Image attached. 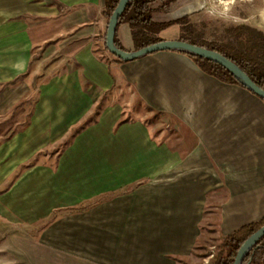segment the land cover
Instances as JSON below:
<instances>
[{"label": "crops", "instance_id": "1", "mask_svg": "<svg viewBox=\"0 0 264 264\" xmlns=\"http://www.w3.org/2000/svg\"><path fill=\"white\" fill-rule=\"evenodd\" d=\"M210 1L175 0L168 8L175 3L189 14ZM220 2L226 15L236 11L264 32V0ZM103 6L104 0H0V80L31 79L37 136L42 125L49 136L61 126H94L75 143L86 153L91 149L81 141H93L95 161L71 171L62 157L67 172L94 178L79 183L84 193H68V204L97 198L95 212L80 215L97 222L87 236L94 239L69 251L94 253L98 264H169L190 254L210 226L224 237L264 216V100L204 73L182 52L116 61L103 46ZM177 25L159 36L179 39ZM116 35L134 49L126 22ZM121 94L144 114L107 112L105 97ZM153 112L159 117H148Z\"/></svg>", "mask_w": 264, "mask_h": 264}, {"label": "rangeland", "instance_id": "2", "mask_svg": "<svg viewBox=\"0 0 264 264\" xmlns=\"http://www.w3.org/2000/svg\"><path fill=\"white\" fill-rule=\"evenodd\" d=\"M220 1L211 0L189 14L178 12L174 3L166 13L156 17L162 20L187 16L197 29L202 30L205 25L203 32L208 40L220 39L226 26L252 24L253 21L236 11L226 15ZM239 1L233 0V5ZM32 86L30 78L0 80V264H98L94 253L69 251L85 250L86 242L94 239L87 236L89 232L95 233L97 222L82 221L80 215L94 213L97 198L76 200L73 204H68L67 198L70 192L84 193L79 183L91 185L93 174H71L65 168L71 163V171L79 170L77 166L95 161L93 141H81L86 150L91 149L86 153L80 141L75 143L83 128L94 126H61L55 135L49 136L47 125H42L39 136L33 134L38 127L31 125L35 99ZM127 96L121 94L114 100L110 95L105 97L109 110L106 111L119 108L126 118L144 114L134 103L128 104ZM102 105L97 104L90 112L89 123L95 121ZM148 117L159 115L153 112ZM63 155H66L65 165ZM89 224L93 225L91 231L87 228ZM211 227L203 232L190 254L169 264H210L223 238Z\"/></svg>", "mask_w": 264, "mask_h": 264}, {"label": "trees", "instance_id": "3", "mask_svg": "<svg viewBox=\"0 0 264 264\" xmlns=\"http://www.w3.org/2000/svg\"><path fill=\"white\" fill-rule=\"evenodd\" d=\"M119 0H104L102 14L108 21L111 13ZM175 0H129L125 9L118 17L117 27L120 23L126 22L131 30V37L134 49L156 43L162 38L159 32L170 26H180V40L215 50L243 69L251 80L264 89V32L254 26L237 24L226 26L222 31L220 39L208 40L202 30L197 29L187 16L171 20H158L156 13L167 10L170 3ZM116 27V30H117ZM105 40V37H104ZM116 46L125 49L114 34ZM104 49L105 41L103 43ZM186 54V53H185ZM189 55L198 68L204 73L217 78L225 83H233L244 87L234 75L219 63L197 55ZM114 56V55H113ZM118 62L122 59L115 57ZM264 100V99H263ZM264 224V216L256 221L242 225L237 230L225 235L210 264H233L236 253L245 239ZM264 264V236L244 256L241 264Z\"/></svg>", "mask_w": 264, "mask_h": 264}, {"label": "water", "instance_id": "4", "mask_svg": "<svg viewBox=\"0 0 264 264\" xmlns=\"http://www.w3.org/2000/svg\"><path fill=\"white\" fill-rule=\"evenodd\" d=\"M128 1L129 0H119L107 21L104 41L108 52H110L112 55L122 59L123 61H130L153 52L170 50L205 57L225 67L246 89L258 97L264 99V89L254 83L251 78L243 71V69L236 63L215 50L195 45L180 39H162L156 43H152L142 48L133 50H122L118 48L114 42V34L117 27L118 17L125 9ZM263 236L264 224L251 235H249L241 244L236 253L233 264H241L244 256L250 252V250Z\"/></svg>", "mask_w": 264, "mask_h": 264}]
</instances>
